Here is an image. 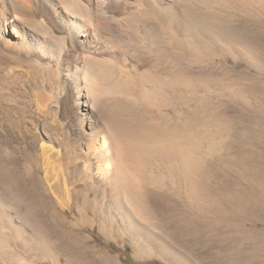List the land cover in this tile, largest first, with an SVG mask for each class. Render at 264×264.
Here are the masks:
<instances>
[{
    "label": "rangeland",
    "instance_id": "rangeland-1",
    "mask_svg": "<svg viewBox=\"0 0 264 264\" xmlns=\"http://www.w3.org/2000/svg\"><path fill=\"white\" fill-rule=\"evenodd\" d=\"M162 2L170 12L145 19L156 36L166 17L165 59L139 32L130 54L184 75L186 135L193 121L200 140L188 180L154 172L129 214L84 152L64 80L0 51V196L16 182L23 197L0 219V264H264V0ZM102 23L123 39L122 26ZM185 24L224 35L187 40Z\"/></svg>",
    "mask_w": 264,
    "mask_h": 264
},
{
    "label": "bare ground",
    "instance_id": "bare-ground-1",
    "mask_svg": "<svg viewBox=\"0 0 264 264\" xmlns=\"http://www.w3.org/2000/svg\"><path fill=\"white\" fill-rule=\"evenodd\" d=\"M160 10L170 12L162 0H0V51L43 65L64 80L86 141L84 152L97 177L115 191L116 202L128 205L129 214L133 205H139L138 191L142 194L154 172L187 181L200 147L195 122L186 135L181 109L184 75L176 72L170 80L168 71L144 69L130 54L132 36L139 32L146 46L156 41L162 47L165 59L166 17L158 18L161 30L156 36L145 19L157 17ZM104 19L125 29L123 39L103 26ZM210 27L187 24L186 39L201 40L209 32L222 39L224 33ZM168 80L177 91L174 121L166 112ZM10 187L9 198L0 196V219L7 216L9 205L23 203L18 184ZM132 216L130 221L139 217Z\"/></svg>",
    "mask_w": 264,
    "mask_h": 264
}]
</instances>
